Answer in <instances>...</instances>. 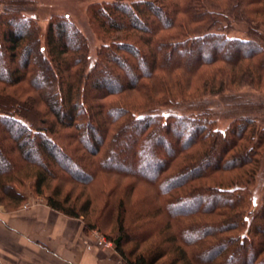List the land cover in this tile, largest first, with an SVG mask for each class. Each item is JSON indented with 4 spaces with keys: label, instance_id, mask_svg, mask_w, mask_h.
I'll list each match as a JSON object with an SVG mask.
<instances>
[{
    "label": "trees",
    "instance_id": "trees-1",
    "mask_svg": "<svg viewBox=\"0 0 264 264\" xmlns=\"http://www.w3.org/2000/svg\"><path fill=\"white\" fill-rule=\"evenodd\" d=\"M17 5L0 13V203L21 206L15 186L27 179L39 195L75 184L84 201L54 187L47 205L92 229L95 206L111 207L108 239L125 264H264V201L252 192L264 129L250 116L221 130L204 113L167 111L264 87V0L101 3L94 20L109 39L94 62L68 16L43 34ZM241 23L248 38L230 35ZM144 185L159 206L134 226L128 206ZM157 216L174 230L159 242L146 230Z\"/></svg>",
    "mask_w": 264,
    "mask_h": 264
},
{
    "label": "rangeland",
    "instance_id": "rangeland-1",
    "mask_svg": "<svg viewBox=\"0 0 264 264\" xmlns=\"http://www.w3.org/2000/svg\"><path fill=\"white\" fill-rule=\"evenodd\" d=\"M0 13L7 7L10 2L16 1V5L19 9L23 10L21 14L26 17H34L37 24L40 26L43 34H45L48 23L54 18H63L68 16L69 20L77 27L83 36L86 38L89 45V57L94 62L98 51L108 41L109 37L106 32H104L100 26L99 22L94 20L93 11L96 9L97 5L104 2H109L112 0H0ZM19 2V3H18ZM245 24L241 23L236 26L231 36L248 38L246 33ZM264 34V27L261 28ZM264 36V35H263ZM264 48V38L262 42ZM173 110V111H172ZM168 112H174L179 115H201L204 113L208 115L212 120H215L217 127L221 130L229 128L237 119L243 116L253 117L259 127L264 129V87H242L240 89H233L232 91L226 92L219 96H208L204 99L194 100L189 102H182L173 109L167 110ZM166 111V112H167ZM51 187L46 190L42 195H39L35 191L34 179H27L25 183L21 186H15V191L22 194L25 197L23 204L33 201L41 200L47 203V197L51 195L54 187L60 189L63 200L65 197L70 198L69 204L73 203L75 199L83 195L82 200L86 198V194L82 192L81 188L75 184H63L57 183L56 181H51ZM99 186H95L92 193L97 195V190ZM253 200L257 206H260L264 201V152L260 157L259 171L252 187ZM135 196L130 200L128 219L133 221L134 226L136 225V220L140 216L141 209H143L150 202H153L156 206H159V200L156 193L151 186L144 185L139 187L137 191L134 192ZM102 198V196L98 195ZM141 198H145L143 201ZM149 203V204H148ZM152 203V205H153ZM22 204V205H23ZM2 206H6L7 209H12L13 205L3 202L0 203ZM103 204L98 203L95 206V214L88 218L90 223H94L98 216H101L99 226L96 228H89L86 226V222L81 218L84 223L86 232L93 238L92 233L94 231L103 235L106 239L109 236H115L113 224L111 223L112 208H108L101 213L103 209ZM101 213V214H100ZM100 214V215H99ZM141 224V223H140ZM138 224V225H140ZM167 221L164 216H157L153 220H149V225L146 230L149 233L157 234V242L162 241L164 238H168L174 234V230L164 231L163 228L166 226ZM94 240V238H93ZM109 240V239H108ZM111 241V240H109ZM95 242V241H94ZM113 242V241H111ZM114 244V242H113ZM115 245V244H114ZM98 247V245L96 244ZM100 248V247H98ZM102 249V248H101ZM112 253L121 258V256L115 250L112 249ZM122 260V258H121ZM123 261V260H122ZM125 264V263H124Z\"/></svg>",
    "mask_w": 264,
    "mask_h": 264
},
{
    "label": "crops",
    "instance_id": "crops-1",
    "mask_svg": "<svg viewBox=\"0 0 264 264\" xmlns=\"http://www.w3.org/2000/svg\"><path fill=\"white\" fill-rule=\"evenodd\" d=\"M0 264H124L112 250L98 248L81 219L33 200L0 205Z\"/></svg>",
    "mask_w": 264,
    "mask_h": 264
},
{
    "label": "built area",
    "instance_id": "built-area-1",
    "mask_svg": "<svg viewBox=\"0 0 264 264\" xmlns=\"http://www.w3.org/2000/svg\"><path fill=\"white\" fill-rule=\"evenodd\" d=\"M92 236L94 238L95 243L98 245V247L104 250H112L115 247L113 242L109 241L103 235H101L100 233L96 231L92 233Z\"/></svg>",
    "mask_w": 264,
    "mask_h": 264
}]
</instances>
